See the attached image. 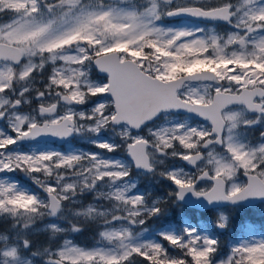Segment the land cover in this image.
Returning a JSON list of instances; mask_svg holds the SVG:
<instances>
[{
    "label": "snow or ice",
    "instance_id": "snow-or-ice-1",
    "mask_svg": "<svg viewBox=\"0 0 264 264\" xmlns=\"http://www.w3.org/2000/svg\"><path fill=\"white\" fill-rule=\"evenodd\" d=\"M256 202L264 0H0V264H264V224L216 234Z\"/></svg>",
    "mask_w": 264,
    "mask_h": 264
},
{
    "label": "rangeland",
    "instance_id": "rangeland-1",
    "mask_svg": "<svg viewBox=\"0 0 264 264\" xmlns=\"http://www.w3.org/2000/svg\"><path fill=\"white\" fill-rule=\"evenodd\" d=\"M82 144H84L85 147H89L86 142H80ZM93 150H97V151H102V150H98V149H93ZM116 155L120 158H126V151L124 149H121L118 153H116ZM172 163H175L177 166H180V161H174ZM134 178L137 180L138 185L140 186V190L141 191H145L147 193L150 194L151 198H155V197H165L168 189V183L165 180H161L160 178H150V177H144V176H139L138 178L134 176ZM30 184V182H29ZM32 187H35L34 185H30ZM92 198L91 196H85L84 197V202L85 203H89L91 202ZM251 210L253 211H249V212H245L244 210H240L238 213L241 214V217H237L235 219V223H231V225L229 226L228 229L225 230V232L222 233H218L219 237L221 238V243L222 245L225 246V248L227 249V246L234 241V239L240 235V226L242 224V222H250L253 223L256 227V229L259 231V229L261 228V225L264 224V206L263 207H254L251 208ZM172 214L174 215V219L177 220H183L185 219V214L183 215H176L174 212L170 213L168 218L172 216ZM196 218H199L198 216H196ZM204 218H208V217H204ZM163 221L164 218H161L160 221ZM200 220V219H199ZM206 219H202L200 221V223H206L209 222ZM169 221V219L167 220ZM173 221V219L171 220ZM49 222V218H45V220L38 222L37 224V231L32 235V238L35 236H45L48 235L43 229H44V225L47 224ZM3 225V228L2 226ZM7 223H5L4 221L0 220V231H3L4 229L7 228ZM65 227L67 225H64ZM161 225H159V223L157 222V220H151L149 221L145 227H147L150 230H154L159 228ZM83 231L79 232V233H71L69 234L68 238L73 239V241L79 245L85 246L86 243H88V246H91L94 243V239L95 238V229L94 227L90 226V225H84L83 226ZM88 231V233H86ZM86 233V235H85ZM83 236L85 237V239H81L83 238ZM34 240V239H33ZM42 241H37L34 240L37 245H45L47 244L48 238L45 236V239H41ZM86 242V243H85ZM59 243H62V240L59 241ZM227 251V250H226Z\"/></svg>",
    "mask_w": 264,
    "mask_h": 264
},
{
    "label": "flooded vegetation",
    "instance_id": "flooded-vegetation-1",
    "mask_svg": "<svg viewBox=\"0 0 264 264\" xmlns=\"http://www.w3.org/2000/svg\"><path fill=\"white\" fill-rule=\"evenodd\" d=\"M262 130V128H261V126H259V125H257L256 126V128L255 129H253L252 131H251V133H250V138H252V139H256V138H258L259 137V132ZM180 164L182 165L183 164V162H181L180 161ZM264 206V204H261V203H257V204H255L254 205V207H263ZM253 207V208H254ZM245 212H249V211H253V210H249V208H245V209H243ZM185 211H187V213H189V214H193V215H195V216H198V217H205V216H202V211H200V212H195V211H189V210H185ZM204 211V210H203Z\"/></svg>",
    "mask_w": 264,
    "mask_h": 264
},
{
    "label": "trees",
    "instance_id": "trees-1",
    "mask_svg": "<svg viewBox=\"0 0 264 264\" xmlns=\"http://www.w3.org/2000/svg\"><path fill=\"white\" fill-rule=\"evenodd\" d=\"M236 216L237 217H241V215L239 214V213H236V214H234V219L232 220V223H235V219H236ZM169 219V221H165V219L162 221H160V220H157V222L159 223V225H162V224H164V223H166V222H170V223H172L171 222V217L170 218H168ZM167 219V220H168ZM175 221H173V223H174ZM9 225H7V227H8ZM2 228H3V225H2ZM86 233H88V231L86 232ZM86 233H85V235H86ZM216 234L218 235V232L216 231ZM219 236V235H218ZM47 237V236H46ZM32 239H34V240H37V241H42L41 239H45V236H42V237H40V236H36V237H33ZM81 239H85V237L83 236V238H81ZM93 239V238H92ZM222 245V244H221ZM222 248H223V250L224 251H226L227 249L225 248V246H223L222 245Z\"/></svg>",
    "mask_w": 264,
    "mask_h": 264
},
{
    "label": "water",
    "instance_id": "water-1",
    "mask_svg": "<svg viewBox=\"0 0 264 264\" xmlns=\"http://www.w3.org/2000/svg\"><path fill=\"white\" fill-rule=\"evenodd\" d=\"M177 18H172L171 20H176ZM200 22H203V21H200ZM205 23V22H204ZM257 203V202H256ZM220 231H223V230H220Z\"/></svg>",
    "mask_w": 264,
    "mask_h": 264
}]
</instances>
